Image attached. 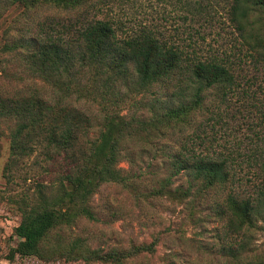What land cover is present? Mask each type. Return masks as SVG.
<instances>
[{"label":"trees","instance_id":"obj_1","mask_svg":"<svg viewBox=\"0 0 264 264\" xmlns=\"http://www.w3.org/2000/svg\"><path fill=\"white\" fill-rule=\"evenodd\" d=\"M14 1L4 0V6ZM20 1L25 8L43 1L77 12L65 23L39 22L30 44L15 49L27 74L47 83L48 90L0 93V136L6 134L10 151L7 180L28 162L36 176L13 230L20 240L8 258L19 254L84 264H142L137 259L154 252L156 239L89 248L80 237L63 239V230L82 219H98L91 198L103 184L120 185L137 204L163 196L178 202L200 199L229 184L220 212L225 218L222 236L229 239L222 247L228 264H264V255L250 258L245 250L248 231L264 215V131L255 133L257 146L246 155L262 183L244 195L236 188L242 179L236 178L235 156L211 150L200 131L220 121L222 105L234 96L252 107L264 126V98L258 100L264 87L240 73L247 60L255 67L264 64V34L249 29L264 16V0L229 1L227 19L238 37L234 52L225 57L169 44L147 25L124 28L120 19L96 17L102 5L119 0ZM89 101L99 106L96 113L77 104ZM132 107L147 108L149 115L122 112ZM204 108L208 115L188 132ZM164 138L176 145L164 152L167 174L160 176L151 160L139 162L131 144ZM124 161L126 168L120 165ZM179 174L186 176V186L172 188V178ZM52 233L56 250L44 241Z\"/></svg>","mask_w":264,"mask_h":264},{"label":"rangeland","instance_id":"obj_2","mask_svg":"<svg viewBox=\"0 0 264 264\" xmlns=\"http://www.w3.org/2000/svg\"><path fill=\"white\" fill-rule=\"evenodd\" d=\"M229 1L119 0L102 5L96 17L120 19L124 28L147 25L169 44L201 52L210 50L211 55L225 57L234 52L231 47L238 37V32L227 19ZM4 4V0H0V93L10 95L35 87L42 91L48 90L47 83L27 74L15 49L22 51L27 47L23 44H30V36H35L39 22L58 20L65 23L77 11L43 1L29 8H25L24 2L20 0L8 6ZM249 26V29L264 34V16L255 18ZM240 73L253 79L256 86L264 87V64L255 67L247 60L241 65ZM212 96L208 100L211 101ZM263 98L264 92L261 90L258 100ZM77 104L94 113L99 109L96 102ZM251 109L243 105L238 96H234L228 105H222L220 121L200 130L207 139L205 145L211 150L231 152L237 159L239 166H236V178L242 179V184L236 188L242 195L253 192L255 185L262 183L255 165L246 160V155L257 146L255 133L264 131L263 123ZM122 112H134L144 117L149 115L147 108H124ZM207 115L205 108L198 112L187 131L195 128ZM153 141L148 144L139 141L132 143V150L139 154L140 163L145 165L151 160L152 168L164 176L167 174L164 152L174 148L176 142L168 138ZM157 141L158 144H154ZM9 152V141L6 134H3L0 136V264H84L83 261H65L63 258L42 260L33 255L15 254L8 258L10 249L20 240L13 230L22 217V201L36 184L34 168L29 162L22 170L14 172L12 179L7 180L5 166ZM120 165L127 167L125 161ZM24 174L29 178L23 179ZM172 181V188L185 187L187 183L183 174L174 176ZM228 188L229 184H221L210 189L204 198L190 197L183 202L163 196L150 201L140 199L137 204L132 194L120 185L103 184L91 198L98 219H82L70 230L64 229L65 237H62L66 240L80 237L89 248L127 246L131 241L148 243L156 239L154 252L145 253L144 258L137 259L142 264H228L229 259L222 247L229 239L222 236L225 218L220 215L222 198ZM113 211L116 218L109 214ZM55 234L44 239L54 250L56 247L52 244L56 243ZM248 237L246 255L250 258L264 255V215L255 220V226L248 231Z\"/></svg>","mask_w":264,"mask_h":264}]
</instances>
